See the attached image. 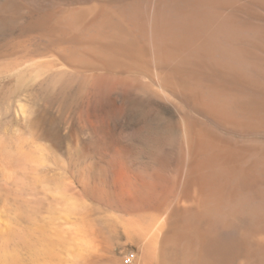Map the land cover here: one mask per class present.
Here are the masks:
<instances>
[{"label":"bare ground","instance_id":"obj_1","mask_svg":"<svg viewBox=\"0 0 264 264\" xmlns=\"http://www.w3.org/2000/svg\"><path fill=\"white\" fill-rule=\"evenodd\" d=\"M133 1L110 14L102 8L89 23L74 13L66 22L45 21L53 40H84L87 52L74 50L70 64L108 65L92 75L73 69L58 81L80 92L121 90L120 108L144 120L139 133L157 151L154 168L133 167L132 150L111 138L127 164L113 162L110 188L101 164L90 183V193L110 205L108 223L98 226L61 180L46 184L61 210L23 228L11 215L0 218V264H24L11 246L22 243L33 249V264H264V0H145L144 8ZM160 101L183 108L179 124L156 112ZM34 124L42 131L40 119ZM3 149L0 165L13 178L22 158ZM28 157L43 161L35 151ZM33 180L45 182L38 173ZM15 206L16 218L30 217ZM60 219L73 220L77 232ZM122 240L138 256L120 257L114 248Z\"/></svg>","mask_w":264,"mask_h":264},{"label":"rangeland","instance_id":"obj_2","mask_svg":"<svg viewBox=\"0 0 264 264\" xmlns=\"http://www.w3.org/2000/svg\"><path fill=\"white\" fill-rule=\"evenodd\" d=\"M138 1L144 8L145 0ZM131 2L134 1L0 0V150L4 148L8 152H16L23 159L17 167L15 178L10 177L0 165L1 220L11 215L13 222L18 223L13 224L23 228L32 220L39 221L48 217L52 210L58 212L62 208L61 201H58L55 191L47 190L46 184L53 185L61 180L67 197L83 203L87 208L85 214L97 219L98 226H105L108 223L105 221L110 218V205L90 193V183L95 181L97 167L102 165L108 169L105 180L110 188V168L113 162L117 167L126 166L127 162L119 151L110 148L112 140V143L118 144V149L132 150L135 156L133 167L145 171L154 168L157 151L139 133L144 120L138 112L120 108L126 99L121 90L110 91L109 86L102 93L88 89L80 92L74 83L73 86L69 85L72 87L70 88L65 87L64 81H58L79 68L88 75L104 73L107 72L108 65L99 67L86 64L80 67L81 65L70 64L67 57L74 50L87 52L85 45L81 44L84 40L80 37V40H53L47 31L48 22L45 21V17L49 15L52 21L66 22L67 17L74 13L78 15V21L89 23L94 18L93 14L97 15L103 10L110 14V11ZM38 70L45 73L40 76L36 74ZM156 107V112L161 113L170 125H175L184 111L180 105L174 107L167 101L158 102ZM38 119L42 121V131L35 127L34 122ZM180 122L181 120L178 124ZM91 141L104 144L87 148L84 153L81 146L90 144ZM34 151L41 153L43 157L39 164H34L28 157ZM36 173L45 178L44 183L34 182L33 176ZM15 205L29 211L30 217L22 214L16 215V218ZM72 221L66 223L60 219L57 222L62 223L69 234H74L77 229L71 225ZM49 233L54 234L53 227H50ZM13 245L11 246L19 253V257L24 259V264L35 262L32 258L33 249L29 250L23 243ZM59 251L64 259L68 258V262L70 260L69 263H73L72 253L68 257L69 252L66 253L58 245L57 252ZM114 251L122 258L125 256L124 259L127 256L132 258L134 254L138 256V248L127 240L119 242ZM42 258L43 256L40 257L41 260ZM128 261L127 264H130ZM39 264L45 263L42 261Z\"/></svg>","mask_w":264,"mask_h":264},{"label":"water","instance_id":"obj_3","mask_svg":"<svg viewBox=\"0 0 264 264\" xmlns=\"http://www.w3.org/2000/svg\"><path fill=\"white\" fill-rule=\"evenodd\" d=\"M5 225H6V224H4V226H5ZM5 228H6V227H5ZM4 231H5V229H3V232H4ZM3 232H2V233H3ZM2 233H1V234H2Z\"/></svg>","mask_w":264,"mask_h":264}]
</instances>
